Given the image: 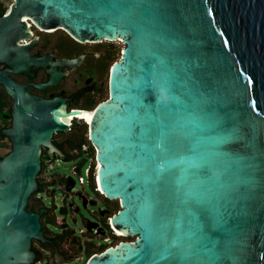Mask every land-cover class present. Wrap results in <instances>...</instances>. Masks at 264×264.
Wrapping results in <instances>:
<instances>
[{
	"label": "water",
	"instance_id": "obj_1",
	"mask_svg": "<svg viewBox=\"0 0 264 264\" xmlns=\"http://www.w3.org/2000/svg\"><path fill=\"white\" fill-rule=\"evenodd\" d=\"M31 23L124 44L108 97L89 117L73 113L87 118L97 187L120 202L110 223L134 238L84 264H264V0H13L0 15V85L13 100L1 130L11 148L0 156V264L39 257L42 210L27 202L42 146L73 114L9 74L45 63L21 44ZM49 73L39 87L62 75Z\"/></svg>",
	"mask_w": 264,
	"mask_h": 264
},
{
	"label": "flooded vegetation",
	"instance_id": "obj_2",
	"mask_svg": "<svg viewBox=\"0 0 264 264\" xmlns=\"http://www.w3.org/2000/svg\"><path fill=\"white\" fill-rule=\"evenodd\" d=\"M30 29V36L20 40L21 44L28 45L27 52L30 57L43 59L45 63L31 64V74L27 70L9 72L13 78L27 84L33 94L44 99L61 98L64 101L61 110L67 115L74 110L91 112L99 102L108 97L109 68L119 59V45L107 39L81 42L62 27L46 30L31 23ZM64 32L73 40L65 36ZM78 58V63H65ZM5 68L7 65L0 62V69ZM51 69L60 70L61 77L55 83L39 87L38 84L48 81ZM12 101L11 98V104ZM10 111L4 112L0 118L2 129L11 126ZM79 115L71 114L68 128L53 132L51 141L58 150L42 146L41 168L37 176L38 188L29 196L27 209L33 212L42 210L39 220L46 240L32 239L31 248L39 257L30 264H67L73 260L82 261L81 264H84L91 255L115 245L117 239L124 236L110 223L111 215L120 208L118 206L116 209L119 200L107 198L96 182L93 185L88 177L92 168L90 146L89 143L81 142L83 135L87 134L89 137V132L88 129L87 133L84 131L82 125L86 122ZM8 139L11 143L9 137ZM84 145L88 147L84 149ZM83 153L82 161L72 166L71 173L59 168V163L75 160ZM85 161H88V165L83 170L88 182L104 200V206H98L93 211V217L83 213V209L87 210L89 204L95 205V202L85 192L74 190L76 179H82L80 168ZM58 191L61 194L60 205L55 202ZM46 198L48 202H45ZM77 220L83 225L79 232L68 223Z\"/></svg>",
	"mask_w": 264,
	"mask_h": 264
},
{
	"label": "rangeland",
	"instance_id": "obj_3",
	"mask_svg": "<svg viewBox=\"0 0 264 264\" xmlns=\"http://www.w3.org/2000/svg\"><path fill=\"white\" fill-rule=\"evenodd\" d=\"M114 43L119 45V47L122 46V44L120 43L119 40H115ZM9 150H10V148H8V147L0 146V156L6 154ZM83 157H84V153L81 154L77 159L71 160V161H68L65 163L61 162L58 164V166L60 169H63L64 171L71 173L72 166L74 164H77L79 161H82L81 159H83ZM86 165H88V161L82 162V165L80 168L82 179L79 180L76 177L77 182H76L74 190L75 191L80 190L82 192H85L87 194L88 198L95 202V205L89 204V207L87 210L84 211V209H83V213H85L89 217H93V211L96 210L98 206H104V200H103L102 196H100L96 191H94L93 185L88 182V179H87V177L84 173V170H83ZM95 171H96V168H95ZM60 197H61V194H59V191H58L57 194L55 195V202L57 205H60V203H61ZM45 202H48V198L45 199ZM68 223H69V226L74 228L77 232H79V229L83 227L82 223L78 220L77 221H69ZM81 262L82 261L73 260L67 264H81Z\"/></svg>",
	"mask_w": 264,
	"mask_h": 264
},
{
	"label": "trees",
	"instance_id": "obj_4",
	"mask_svg": "<svg viewBox=\"0 0 264 264\" xmlns=\"http://www.w3.org/2000/svg\"><path fill=\"white\" fill-rule=\"evenodd\" d=\"M7 9H8V6H4V5L0 4V15L4 14ZM64 35L70 38V36L67 33H65V32H64ZM70 39H72V38H70ZM121 44H122V46L121 47H118L117 57H120L121 56V53H122V48H123V45L124 44L122 42H121ZM10 109H11V97L8 95V93L6 92V90L3 87V85H0V118H1V116H3V113L4 112H9ZM82 126L84 128V131L87 133V129H88L87 124L84 123ZM1 130H2V126H0V146L11 148V143H10L8 137L5 136L4 134H2L1 133ZM82 138L83 139H82L81 144L83 142H86V143H89V146H90V157H91V159L93 161H92V168L90 169V172L88 174V177H89L91 183H93V185H94V181H95V168H96L95 167V163H96V159H95V157H96V150H95L94 146L92 145V143L90 142L89 137H88L87 134L83 135ZM116 206H117L116 209H118V206L120 207V203L118 202L116 204ZM133 238L134 237L121 236V238H118L117 241L125 240V239L132 240Z\"/></svg>",
	"mask_w": 264,
	"mask_h": 264
},
{
	"label": "clouds",
	"instance_id": "obj_5",
	"mask_svg": "<svg viewBox=\"0 0 264 264\" xmlns=\"http://www.w3.org/2000/svg\"><path fill=\"white\" fill-rule=\"evenodd\" d=\"M169 98H170V94H169L168 89L166 87H164V86H161L159 88V99L162 100V101H167Z\"/></svg>",
	"mask_w": 264,
	"mask_h": 264
},
{
	"label": "built area",
	"instance_id": "obj_6",
	"mask_svg": "<svg viewBox=\"0 0 264 264\" xmlns=\"http://www.w3.org/2000/svg\"><path fill=\"white\" fill-rule=\"evenodd\" d=\"M13 0H0V4H2V5H4V6H8V8H9V6H10V4H11V2H12ZM8 10V9H7ZM7 10H6V12H7ZM5 12V13H6ZM88 147V145H84L83 146V148L85 149V148H87ZM91 161H93L92 159H91ZM96 166V165H95Z\"/></svg>",
	"mask_w": 264,
	"mask_h": 264
},
{
	"label": "bare ground",
	"instance_id": "obj_7",
	"mask_svg": "<svg viewBox=\"0 0 264 264\" xmlns=\"http://www.w3.org/2000/svg\"><path fill=\"white\" fill-rule=\"evenodd\" d=\"M82 114L84 115V116H86V117H89L90 115H91V112H82ZM80 117H84V116H81V115H79ZM86 117H84V118H86ZM87 119V118H86ZM69 121V120H68ZM118 231V233L119 234H123L121 231H119V230H117Z\"/></svg>",
	"mask_w": 264,
	"mask_h": 264
}]
</instances>
